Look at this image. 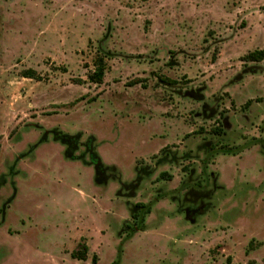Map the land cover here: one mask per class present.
<instances>
[{
  "label": "rangeland",
  "instance_id": "374dc122",
  "mask_svg": "<svg viewBox=\"0 0 264 264\" xmlns=\"http://www.w3.org/2000/svg\"><path fill=\"white\" fill-rule=\"evenodd\" d=\"M262 49L264 0H0V264H264Z\"/></svg>",
  "mask_w": 264,
  "mask_h": 264
},
{
  "label": "trees",
  "instance_id": "16d2710c",
  "mask_svg": "<svg viewBox=\"0 0 264 264\" xmlns=\"http://www.w3.org/2000/svg\"><path fill=\"white\" fill-rule=\"evenodd\" d=\"M264 59V49L262 50H255L250 53H248L245 57L244 60L249 61V62H259ZM94 71L91 75H89V79L92 83L95 84H101L103 82L105 72H106V64L103 58L98 57L94 61ZM24 78H29V79H35L36 78V73L33 70H27L23 73ZM166 176L165 173L161 174V177ZM144 208H146L144 206ZM147 213L149 212V208H147ZM88 252L89 248L85 243H79L76 247V249L71 253V257L75 260L78 261H86L88 259ZM96 256L93 257V263L96 264Z\"/></svg>",
  "mask_w": 264,
  "mask_h": 264
},
{
  "label": "crops",
  "instance_id": "0c3cea01",
  "mask_svg": "<svg viewBox=\"0 0 264 264\" xmlns=\"http://www.w3.org/2000/svg\"><path fill=\"white\" fill-rule=\"evenodd\" d=\"M89 248V247H88Z\"/></svg>",
  "mask_w": 264,
  "mask_h": 264
}]
</instances>
